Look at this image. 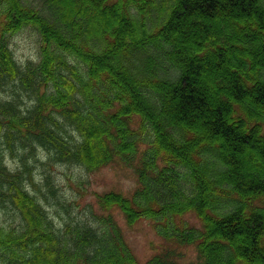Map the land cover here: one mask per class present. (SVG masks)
Here are the masks:
<instances>
[{
	"label": "trees",
	"instance_id": "16d2710c",
	"mask_svg": "<svg viewBox=\"0 0 264 264\" xmlns=\"http://www.w3.org/2000/svg\"><path fill=\"white\" fill-rule=\"evenodd\" d=\"M28 27L40 49L20 65ZM0 142V264H141L120 216L162 239L145 264H264V0H0ZM43 153L138 185L71 216L35 179Z\"/></svg>",
	"mask_w": 264,
	"mask_h": 264
},
{
	"label": "rangeland",
	"instance_id": "374dc122",
	"mask_svg": "<svg viewBox=\"0 0 264 264\" xmlns=\"http://www.w3.org/2000/svg\"><path fill=\"white\" fill-rule=\"evenodd\" d=\"M11 47L20 65H25L28 61H36L40 49L39 36L34 29L25 28L12 37ZM0 149H3V142H0ZM39 158L41 162L38 163L35 169V179L38 182L43 174H50L59 190L58 197L60 201L68 207L69 215L74 217L84 215L90 205L97 208L96 199L98 194L115 190L130 195L138 185L134 171L120 165H110L95 173H88L76 165L47 161L44 153L40 154ZM20 161L19 156L13 158L6 152L5 162L11 168L18 167ZM249 171L247 172H253L252 170ZM30 192L39 198L42 197L32 187ZM44 193L50 202L48 205L44 201V204L48 207V213L54 219L55 225L61 227V224L68 219V213L57 204V198H54L49 192L47 193L45 189ZM12 213L10 208H2L0 210V222L7 225L11 224L14 221ZM189 219L196 222L192 215ZM120 220L129 246L140 263L145 264L149 258L158 253L164 244L162 239L159 238L152 223L148 220H142L133 227H127L121 216ZM196 259L197 252L194 247H188L185 251L184 260L195 262Z\"/></svg>",
	"mask_w": 264,
	"mask_h": 264
}]
</instances>
